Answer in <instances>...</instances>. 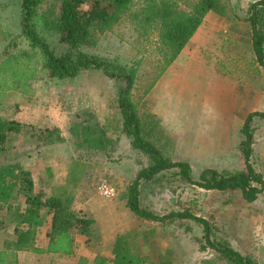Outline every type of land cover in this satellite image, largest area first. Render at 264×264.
<instances>
[{
    "label": "rangeland",
    "instance_id": "rangeland-1",
    "mask_svg": "<svg viewBox=\"0 0 264 264\" xmlns=\"http://www.w3.org/2000/svg\"><path fill=\"white\" fill-rule=\"evenodd\" d=\"M20 1L0 0V61L26 50L35 74L26 80V91L3 90L0 83V116L26 119L35 131L42 128L36 129L32 123L40 121L53 120L60 125L81 168L80 180L73 183L74 206L92 222L87 236L75 234L73 255L31 251V256L18 254L17 264H95V256L105 257L111 264L114 239L125 233L118 224L130 218L136 224L129 236L132 250L150 261L202 264L205 258H217L220 264H228L207 247L202 226L194 220H146L126 205L128 187L137 171L149 164V157L133 147L131 138L120 130L117 98L123 83L99 69L82 70L73 78L49 77L41 52L30 47L21 30ZM40 1L35 28L57 53H62L67 45L59 41L58 32L48 21L51 14H58L59 2ZM191 1L132 0L128 14L97 31L95 42L83 50L117 60L131 72L134 81L130 95L140 116L150 122L147 115L151 113L158 121L151 138L173 161L189 162L192 176L197 178L206 167L221 172L244 168L240 129L247 113L264 111V70L251 50V29L246 20L255 0H223L225 10L209 11L178 60L167 61L171 50L161 40V32L177 26ZM7 68L8 74L11 67ZM2 78L0 74V81ZM83 125L105 127L113 147L107 152L85 150L75 136ZM251 125L250 161L264 179V119L254 117ZM23 132L26 142L34 141L29 131L24 128ZM13 142L8 139L0 151V164L14 156L8 152ZM176 171L170 169L153 180L142 181L140 204L158 214L187 208L210 222L213 238L250 255L255 264H264V191L248 203L239 191L206 190L188 183ZM103 180L114 187L113 195L100 193ZM23 200L22 195L14 198L20 207H24ZM47 225L50 221L43 224L39 245L48 235ZM12 237L13 226L5 210L0 209V248Z\"/></svg>",
    "mask_w": 264,
    "mask_h": 264
},
{
    "label": "trees",
    "instance_id": "trees-1",
    "mask_svg": "<svg viewBox=\"0 0 264 264\" xmlns=\"http://www.w3.org/2000/svg\"><path fill=\"white\" fill-rule=\"evenodd\" d=\"M131 1L58 0L59 12L57 15L51 14V20L48 21L50 27H54L58 32L59 41L67 45V49L62 53H57L56 49L52 48L35 28V18L39 15L41 6L40 0L20 1V26L30 47L37 48L41 52L44 59L43 66L49 77L73 78L82 70L99 69L108 77L123 83L117 98L121 113L120 130L131 138L130 143L133 147L140 149L149 157V164L137 171L128 187L126 205L131 211L139 218L156 222L172 219L194 220L202 226L203 239L207 247L218 253L228 264H255L250 255L234 249L227 241L213 238V228L205 217L195 215L187 208L158 214L140 204L141 182L153 180L157 175L170 169H177L176 172L182 179L200 188L221 192L239 191L246 202L256 201L264 191V179L262 173L250 161L253 142L251 123L254 117L264 119V111H251L243 120L240 129L243 136L240 141L243 169L221 172L215 168L206 167L199 172L197 178H194L189 162L173 161L166 154L165 149L151 138L154 126H157L158 122L153 119L154 115L148 113L150 122L147 118H142L131 99L130 90L134 81L131 72L117 60L109 61L83 50L84 47L95 42L97 31L105 28L110 22L122 19V14H128L127 10ZM185 1L189 3V0ZM223 4V0L191 1L189 10L187 9L177 26L169 31L161 32V40L171 50L167 61L176 58L175 56L179 54L209 11L222 13L225 10ZM246 20L249 21L251 29V50L256 62L264 70V24L262 23L264 0H255L250 3ZM28 54L26 50L16 55L12 53L0 61V72H2L0 74L4 77L0 81L3 90L20 88L26 91L29 88L26 80L31 78L35 71L30 58L27 57ZM6 61L8 63L3 65ZM8 66L11 67V71L7 74ZM24 128L31 134L35 131L31 125L23 124L11 117L0 116V151L3 150L9 133H20L24 131ZM35 132L38 139L43 142L63 141L57 126L45 127ZM75 136L81 139L85 150L107 152L114 144L112 138L107 135L105 127L99 125H83ZM74 161L70 166L66 184L56 187V191L51 195H46L42 190L35 191L32 173L21 167L19 163L0 164V209L5 210L8 222L14 226L12 239L5 241L4 246L0 248V264H17L19 250L73 255L75 234L81 233L87 236L92 219L82 215L81 211L74 206L72 190L81 178V168L77 167L79 163L77 159ZM75 182L76 184L73 185ZM18 195L24 196V207L14 202V198ZM43 208L51 212L50 230L47 245L38 247L35 245V239L37 230L43 224L44 213L41 212ZM130 232L116 235L111 249V264H157L150 261L146 255L132 250L129 241ZM94 262L108 264L102 256H95ZM201 263L220 264L217 258H205ZM161 264H169V262L163 261Z\"/></svg>",
    "mask_w": 264,
    "mask_h": 264
},
{
    "label": "crops",
    "instance_id": "crops-1",
    "mask_svg": "<svg viewBox=\"0 0 264 264\" xmlns=\"http://www.w3.org/2000/svg\"><path fill=\"white\" fill-rule=\"evenodd\" d=\"M189 42L190 39L188 40V42L185 44L184 47H186ZM179 54H181V51L179 52ZM176 60H178V55L175 61ZM11 118L18 120V117L11 116ZM20 121L23 124H28V125L31 124L26 119H21ZM40 122L41 123H37V124L32 123V125L35 124L33 125V127L36 129H38L39 127L44 129L45 127L50 128L52 126H57L59 128L60 135L63 137V141L57 143L45 142V141L43 142L38 139L37 135L29 134V137L31 139H34V141H31L30 143L25 141L26 137L24 136L23 131H21L20 133H9L8 134L9 141L14 140V142L11 143L12 145L8 149V152L9 150H11V154L14 156L13 157L10 156V158L7 157L8 160H6V162H17L21 167L29 170L33 176L34 190L39 191L41 187L42 191L46 195H51L56 191L55 190L56 187L66 184L67 180L69 179L70 166L75 162L74 161L75 158L73 157L74 151L70 153L66 134L62 132V129L61 127H59L60 125L57 122L53 120H50L49 122L48 121L47 122L40 121ZM30 138H28L27 140L29 141ZM41 212L44 213L43 224H46L48 221H50L51 212H48L47 208H43ZM132 222H133L132 218H130V220L120 222L118 224V226H121L120 232L131 231L132 229H134L136 227V224L133 225ZM43 224L37 230V235L35 239V245L38 247H45L48 243L47 233L49 232L50 227L46 231L47 236H45L43 240L44 243H41L40 245L37 243L38 239L40 240L41 238L40 232H42L43 230L42 229ZM38 236L40 238H38ZM25 253H28V255L31 256L30 255L31 250H19L17 252V255L19 254V256L22 257L23 254ZM39 254L52 255L53 253H39Z\"/></svg>",
    "mask_w": 264,
    "mask_h": 264
},
{
    "label": "built area",
    "instance_id": "built-area-1",
    "mask_svg": "<svg viewBox=\"0 0 264 264\" xmlns=\"http://www.w3.org/2000/svg\"><path fill=\"white\" fill-rule=\"evenodd\" d=\"M99 189H100V193L103 194L104 196H111L114 193V187L106 180H103Z\"/></svg>",
    "mask_w": 264,
    "mask_h": 264
}]
</instances>
